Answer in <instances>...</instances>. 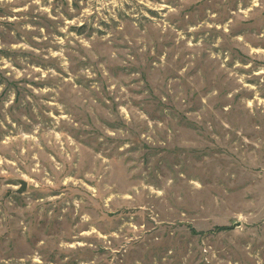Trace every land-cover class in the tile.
<instances>
[{
    "label": "rangeland",
    "instance_id": "obj_1",
    "mask_svg": "<svg viewBox=\"0 0 264 264\" xmlns=\"http://www.w3.org/2000/svg\"><path fill=\"white\" fill-rule=\"evenodd\" d=\"M0 264H264V0H0Z\"/></svg>",
    "mask_w": 264,
    "mask_h": 264
},
{
    "label": "water",
    "instance_id": "obj_2",
    "mask_svg": "<svg viewBox=\"0 0 264 264\" xmlns=\"http://www.w3.org/2000/svg\"><path fill=\"white\" fill-rule=\"evenodd\" d=\"M18 182L21 185V188L19 190V193H21L26 189V183L24 181H21V180H19Z\"/></svg>",
    "mask_w": 264,
    "mask_h": 264
}]
</instances>
